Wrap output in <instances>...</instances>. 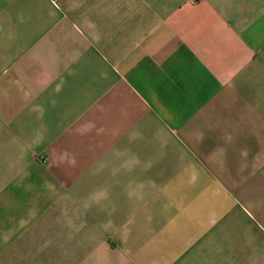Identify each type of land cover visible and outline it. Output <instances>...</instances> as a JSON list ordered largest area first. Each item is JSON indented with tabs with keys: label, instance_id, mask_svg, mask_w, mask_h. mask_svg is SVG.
<instances>
[{
	"label": "crops",
	"instance_id": "crops-1",
	"mask_svg": "<svg viewBox=\"0 0 264 264\" xmlns=\"http://www.w3.org/2000/svg\"><path fill=\"white\" fill-rule=\"evenodd\" d=\"M0 264H264V0H0Z\"/></svg>",
	"mask_w": 264,
	"mask_h": 264
},
{
	"label": "clouds",
	"instance_id": "clouds-1",
	"mask_svg": "<svg viewBox=\"0 0 264 264\" xmlns=\"http://www.w3.org/2000/svg\"><path fill=\"white\" fill-rule=\"evenodd\" d=\"M43 133H40V132H38L37 134H36V142L37 143H42L43 142ZM73 166H74V164H75V161L73 160V161H71L70 162Z\"/></svg>",
	"mask_w": 264,
	"mask_h": 264
},
{
	"label": "built area",
	"instance_id": "built-area-1",
	"mask_svg": "<svg viewBox=\"0 0 264 264\" xmlns=\"http://www.w3.org/2000/svg\"><path fill=\"white\" fill-rule=\"evenodd\" d=\"M192 2H195V1H197V0H191Z\"/></svg>",
	"mask_w": 264,
	"mask_h": 264
}]
</instances>
